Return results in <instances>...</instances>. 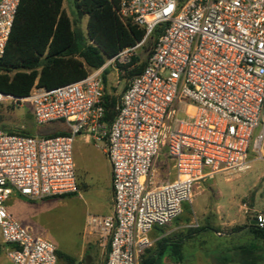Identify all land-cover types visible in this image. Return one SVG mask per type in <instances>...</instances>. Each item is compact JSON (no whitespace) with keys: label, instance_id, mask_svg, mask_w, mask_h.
Wrapping results in <instances>:
<instances>
[{"label":"built area","instance_id":"1","mask_svg":"<svg viewBox=\"0 0 264 264\" xmlns=\"http://www.w3.org/2000/svg\"><path fill=\"white\" fill-rule=\"evenodd\" d=\"M19 4L0 0V58ZM116 13L144 31L137 44L81 80L34 87L20 99L0 94V102L29 104L38 125L68 129L63 136L0 129V236L13 264H57L53 242L32 234L6 202L12 194L35 201L78 193L73 143L81 134L110 165L112 213L88 218L108 239L105 264H140L149 231L175 220L201 181L248 170L264 146V0H118ZM144 46V65L107 121L103 77L132 71ZM254 222L264 229V214Z\"/></svg>","mask_w":264,"mask_h":264},{"label":"rangeland","instance_id":"2","mask_svg":"<svg viewBox=\"0 0 264 264\" xmlns=\"http://www.w3.org/2000/svg\"><path fill=\"white\" fill-rule=\"evenodd\" d=\"M63 8L73 19L71 0H63ZM87 18L82 17L79 28L85 32ZM147 46V45H146ZM146 46L136 52L139 58L137 66L145 55ZM141 58V59H140ZM143 61V60H142ZM134 67V69H136ZM124 73L116 75L109 72L104 83L105 95L119 101L129 77ZM60 123L38 125L29 104L20 106L10 102H0V129L6 132L26 133L29 136H47L51 127ZM93 144V143H92ZM165 160L162 154L156 165ZM250 168L239 173L216 174L201 181L195 190L192 202L183 205L182 213L159 231L194 222L205 226L199 218L202 205L209 215L218 208L224 217L232 214L233 224L224 229L229 232L249 225L257 213L264 214V146L259 153L250 155ZM81 163L76 170L78 193L61 198H47L29 201L17 194H12L7 202V209L13 217L26 226L32 234L43 236L56 246L57 251L74 260V264H105L108 253V239L98 235L99 231L88 224L89 217L101 215L107 201H110L109 162L100 148L93 146L85 156V165ZM15 202H19L17 205ZM231 208V213L227 210ZM244 217V222H240ZM0 264H13L5 256L0 246ZM57 264H71L58 259ZM73 264V263H72Z\"/></svg>","mask_w":264,"mask_h":264},{"label":"trees","instance_id":"3","mask_svg":"<svg viewBox=\"0 0 264 264\" xmlns=\"http://www.w3.org/2000/svg\"><path fill=\"white\" fill-rule=\"evenodd\" d=\"M71 6L73 19L64 10L63 0H20L0 58V94L20 99L29 96L34 87L50 90L81 80L89 71L101 67L106 58L143 38V30L118 18V0H71ZM82 17L87 18L85 32L79 28ZM137 62L138 57L133 59V63ZM143 65L126 75L130 78ZM103 101L105 119L111 121L117 102L105 92ZM63 135L66 133L47 136ZM249 229L264 241V229L255 225H249ZM180 248V243L172 242L166 252L164 243H159L154 252H143L140 264H167L165 259L180 264ZM56 254L57 261L64 259L74 264L72 258L58 251Z\"/></svg>","mask_w":264,"mask_h":264},{"label":"crops","instance_id":"4","mask_svg":"<svg viewBox=\"0 0 264 264\" xmlns=\"http://www.w3.org/2000/svg\"><path fill=\"white\" fill-rule=\"evenodd\" d=\"M55 123H60V125L51 127V132L47 135L57 132L68 134V129L63 122ZM92 143L91 139L84 134L76 137L73 143L75 172L76 170H80V162H82L84 166H87L85 165V156L88 154V149L93 146L96 147V145ZM109 189L111 199L107 201L105 210L102 214L97 217L108 216L112 213L110 165ZM15 203L17 205L19 204V202ZM9 209L11 208L7 209L11 214ZM206 210L205 206L202 205L199 211V218H201V220L203 219L206 224L205 226H200L195 219L194 222L191 221L163 231H159L162 227H153L148 233L151 246L146 250L154 252L158 248L159 243H164L166 247L165 251L168 252L171 243L178 242L181 245L180 264H264V241L256 237L249 229V225H252L254 218L249 221V225H245L239 229H232L226 233L224 229L232 226L234 222L232 214L229 217H224L221 211L216 208L212 210V213L209 215L206 213ZM227 211L231 213V208H228ZM240 222H244V217H242ZM99 234L98 236H100L102 240H105V236L100 232ZM0 246L2 251H5L7 248V246L2 243L1 236ZM164 261H166L167 264H172V262L167 261V259Z\"/></svg>","mask_w":264,"mask_h":264},{"label":"water","instance_id":"5","mask_svg":"<svg viewBox=\"0 0 264 264\" xmlns=\"http://www.w3.org/2000/svg\"><path fill=\"white\" fill-rule=\"evenodd\" d=\"M252 225H255V222H253Z\"/></svg>","mask_w":264,"mask_h":264}]
</instances>
